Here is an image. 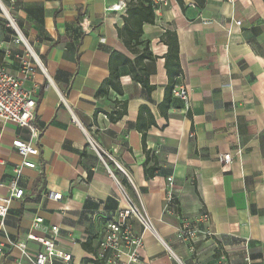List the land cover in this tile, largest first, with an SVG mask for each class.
Returning a JSON list of instances; mask_svg holds the SVG:
<instances>
[{
	"label": "crops",
	"instance_id": "0c3cea01",
	"mask_svg": "<svg viewBox=\"0 0 264 264\" xmlns=\"http://www.w3.org/2000/svg\"><path fill=\"white\" fill-rule=\"evenodd\" d=\"M116 1L16 0L11 8L47 73L38 69L32 83L42 129L39 169L24 168L25 194L12 202L0 241L26 239L34 218L42 216L45 225L60 229L58 249L88 263L105 231L103 218L126 206L125 190L143 202L176 256L147 229L142 253L153 264H248L246 255L249 264H264V0H206L203 7L195 0H184V7L177 0L153 3L155 20L144 24L142 39L156 56L154 90L148 92L123 66V94L111 90L97 97L112 52L134 57L118 33L126 8L108 10ZM167 31L179 41L176 84L186 85L190 98L172 96L165 115L158 106L169 83ZM0 40L12 45V32L3 25ZM1 57L15 69L10 57ZM116 98L127 102V112L111 122L105 112ZM141 105L156 119L146 141L162 167L153 176L146 173L136 126ZM96 109L102 111L94 116ZM28 136L27 128L0 120L5 185L21 162L12 141ZM226 153L230 162H221ZM7 191L0 186V193ZM187 224L198 229L195 237L179 236ZM135 228L142 231L139 223ZM19 256L11 249L0 255V264Z\"/></svg>",
	"mask_w": 264,
	"mask_h": 264
},
{
	"label": "built area",
	"instance_id": "2783aa9c",
	"mask_svg": "<svg viewBox=\"0 0 264 264\" xmlns=\"http://www.w3.org/2000/svg\"><path fill=\"white\" fill-rule=\"evenodd\" d=\"M160 0H153L154 5ZM16 0H9L8 4L0 0V26L9 28L12 32V45L5 46L0 40V120L10 121L20 127L27 128V138L16 137L12 145L21 155V162L13 167V176L8 184L0 181V186H5L7 193H0V231H3L11 204L14 199L22 198L25 194L20 186V178L24 168L39 169L37 157L41 153L39 141L42 129L35 121V107L38 101L36 87L32 85L37 70L47 73V69L41 57L35 51L30 40L18 24L13 15L12 7ZM127 7L126 0H118L108 6V10H122ZM241 24V21H237ZM10 57L15 64V69H10L1 53ZM173 96L188 101L190 91L183 84H175L172 89ZM1 141V140H0ZM91 146L95 147L90 139ZM231 153L220 157L224 163L230 162ZM1 161V160H0ZM104 161V160H103ZM104 163H106L104 161ZM117 165L121 167L119 163ZM123 169V168H122ZM124 199L126 206L112 212L107 219L105 231L98 241V246L88 263L76 261L71 253L58 249L59 232L57 225L47 226L44 218L37 216L26 235V239H10L7 242L0 241V255H6L11 249L19 251V258L9 264H153L152 260L143 257L144 232L149 229L159 240H162L149 216L143 202L136 201L125 190ZM60 193H50L49 197L59 199ZM206 216V215H205ZM139 223L142 231L135 228ZM42 233L38 234L37 231ZM198 229L185 225L179 231V236L195 237ZM29 241L37 243L36 248L29 245ZM171 256H175L172 249L162 240ZM250 263L248 255L245 258Z\"/></svg>",
	"mask_w": 264,
	"mask_h": 264
},
{
	"label": "trees",
	"instance_id": "16d2710c",
	"mask_svg": "<svg viewBox=\"0 0 264 264\" xmlns=\"http://www.w3.org/2000/svg\"><path fill=\"white\" fill-rule=\"evenodd\" d=\"M177 1L184 7V0ZM195 2L200 7H203L206 0H195ZM124 18L125 24L123 27L118 28V33L134 57L118 50L112 52L109 60V75L96 90L95 95L97 97L107 96L111 90L116 91L118 94H123V87L120 80L121 67L123 66L127 67L132 79L144 86L148 92H151L155 88V85L150 82V76L153 72V64L156 56L150 49L149 41L142 39L144 24L152 23L155 20V10L152 0H129ZM164 39L169 46L166 55L169 83L165 89L164 99L158 107L162 114L167 115V110L170 107L173 96L172 89L176 84L175 76L181 72V68L179 65V41L176 32L167 31ZM101 111L102 109H96L94 116ZM126 112L127 102L116 98L112 111L105 113L111 122H116L121 119ZM155 124L156 119L150 107L141 105L136 126L138 130L142 132L144 152L146 154L145 168L148 176H153L162 169L155 154L147 148L146 142L147 131ZM122 181L124 184H128L126 178ZM85 246L88 247V244L85 243Z\"/></svg>",
	"mask_w": 264,
	"mask_h": 264
},
{
	"label": "rangeland",
	"instance_id": "374dc122",
	"mask_svg": "<svg viewBox=\"0 0 264 264\" xmlns=\"http://www.w3.org/2000/svg\"><path fill=\"white\" fill-rule=\"evenodd\" d=\"M113 168H114V171H118V172H121L120 171V169L114 164L113 165ZM131 194V193H130ZM132 195V194H131ZM103 220H106V222H107V218L105 217V218H103Z\"/></svg>",
	"mask_w": 264,
	"mask_h": 264
}]
</instances>
